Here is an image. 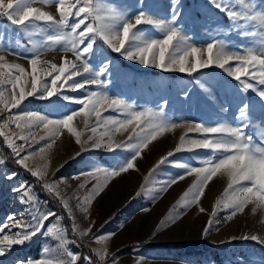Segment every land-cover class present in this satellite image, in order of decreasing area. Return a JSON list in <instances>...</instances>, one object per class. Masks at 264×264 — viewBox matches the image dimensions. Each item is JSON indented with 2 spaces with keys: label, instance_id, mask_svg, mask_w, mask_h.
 <instances>
[{
  "label": "rangeland",
  "instance_id": "1",
  "mask_svg": "<svg viewBox=\"0 0 264 264\" xmlns=\"http://www.w3.org/2000/svg\"><path fill=\"white\" fill-rule=\"evenodd\" d=\"M231 2L232 0H230ZM93 3L95 4L96 0H93ZM99 3L98 18L94 13L93 17H89L85 21L86 24H90L94 28L99 27L101 23H115L113 17L118 14L132 18L137 11L134 6L135 0H99ZM245 3H250V0H245ZM121 6H126L127 11L124 12ZM33 7L42 8L59 19L54 0L47 4L44 3V0H36ZM171 7L172 0H144L146 14L157 21L167 23ZM178 7L183 10L181 20L188 21L184 25L182 34L188 38L189 43L198 47H203L210 39L215 38L224 41L229 50L243 52L249 47L259 49L264 42V25H261L259 21H238L244 25V30L250 32L247 37L240 36L236 31L227 33L215 31L217 26L227 28L230 21L224 12L214 8L208 0H179ZM232 7L233 10L241 13L245 11V8L239 4V0H235ZM192 21H196V23ZM73 22V20L69 21L70 24ZM179 23L180 21H177V24ZM139 27L146 37H159L161 34V30L152 25ZM83 28L82 25L81 29L77 31H83ZM70 31V28L65 29L64 33L67 34ZM0 32H5L11 41V43L0 41V55H3L8 63L21 64L28 73L31 72V66L27 57L33 54V46L43 47L41 61L60 65L67 58L78 66L81 65V61L76 59L73 52L63 51L64 47L69 46L67 40L59 44L49 40L50 36L59 33L48 29L43 23L38 22L36 28L29 29L27 33H20L17 36L14 26L6 18L0 17ZM17 40L19 44H17ZM87 42L86 40L85 44ZM83 46L80 45L81 48ZM8 48H12V51H7ZM94 49H96L95 54L88 59L92 73L99 70L100 63L105 58L112 61L116 70L112 75L111 83L104 89L112 98L124 99L127 103L132 104L135 110L145 108L158 110L163 101L167 100L168 103L164 109L166 115L177 123H183L181 126L157 136L156 140L151 141L147 148L142 149L141 155L135 161L134 169L110 178L102 190L92 198L91 203L87 205V212L81 210L84 198L93 187L103 181L104 177L97 174L99 179L89 181L86 188L79 191L78 195V186L82 183L83 177L81 179L74 178L86 171L90 162L112 166L113 156L130 157L129 151L121 152L117 149L113 153L103 148L94 149L91 148V141L84 145L86 150H83L82 144L91 133L84 127L83 118L76 117L73 126L82 132L81 144L76 143L75 137L65 129L51 144V147L46 148L45 153L29 158L28 163L34 168L46 166L47 176L45 179L52 181L55 178L59 181L55 185V188L60 192V197L57 198L60 201L68 202L77 226L76 233L86 240L98 258L99 253L106 248L107 255L103 262L111 259L108 264H112L114 257L118 264H264V244L251 239H243L244 236H264V209H257L253 213L251 211L253 205L249 204L242 213L231 216L230 209L217 207L216 202L225 197V189L229 183L228 178L222 173H217L208 182L204 194L197 204L185 208V193H189V189L197 181V176L195 173L187 174L185 168L179 165L200 167L202 166L200 161L211 153L202 148L175 152L176 147L180 144L181 136L185 137V141L203 138L201 134L190 131L184 126L185 124L216 125L219 122H227L234 125L237 102L248 99L259 105V98L251 91L246 96H242L238 91L237 82L216 66L201 69L191 75L180 72H168L173 75H152L149 73L150 71L160 69L126 60L112 51L99 36L95 39ZM15 52H19L20 55H15ZM122 61L126 62L128 67L123 66ZM80 71L82 73L80 76H74L72 80L64 84L63 88H60L56 95L49 99L38 100L29 97L25 102L28 109L42 115H49L52 119L60 118L71 110H79L81 105L76 104L74 100L64 101L60 94L72 98H82L85 95L84 90H72L69 87L73 81H83L92 75V73H83L82 67ZM44 78L51 79V77ZM100 78L104 79V77ZM61 83L63 81L58 82V87ZM86 88L88 91L98 90L95 85L86 84ZM185 91L188 92L187 98L184 97ZM8 95L9 92L6 90L5 96ZM209 96L214 97V101H210ZM52 101L55 104L51 103ZM223 107H228V111L221 112L220 109ZM0 109H3V105H0ZM17 111L18 109H11L10 112L8 110L0 111V125L3 124L7 116L15 114ZM102 115L116 116L117 113L109 110L102 112ZM252 120L264 128V113H261L259 109L255 112ZM87 122L88 128L94 126L96 117L90 116ZM133 127L134 125H130L127 132L115 133L114 140L116 142H134L128 140V137L132 135ZM0 131L17 133L20 129L16 128L14 123H9L7 127H0ZM97 131H103V128H98ZM247 132L253 134L255 138V128L250 126ZM44 134L43 128L34 130L35 140H39V137ZM13 139L17 144L22 143L15 137ZM29 139L31 147L37 152L39 147L46 143L40 141L37 144L32 137ZM107 139L105 137V140ZM189 147L191 146L186 143L185 149ZM169 151L174 152L169 160L178 163L175 165L165 164L156 168L160 159L166 156ZM77 153L80 155L76 156ZM0 157L5 160V163L0 165V223H4L8 217H23L25 221H31L33 208L39 214L50 211L57 214L45 222L46 228L55 225L54 234L38 235L30 243L14 245L6 257H0V264H15L17 260L23 259L66 258L65 247L67 250L79 254L80 260L77 264H85L84 257L87 256H83L81 259V249L71 239L63 219H57L62 216L52 209L47 200L40 196L35 188L33 176L18 165H9L1 154ZM13 172L16 173L13 179H5L6 175ZM53 174L55 175L53 176ZM181 174L184 175L183 180L170 183L172 179ZM146 177L147 179H145ZM22 181L27 182V185L30 186L28 192L37 198L36 201L29 202L25 197V202H21L22 193L13 189ZM137 192H140L141 195L137 196ZM188 198H191V193ZM200 208L205 211L201 212ZM214 209L216 210L215 217L211 216ZM210 219L213 221V225L205 232ZM89 227L91 231H87ZM5 232L7 233L8 230L5 229ZM80 232L86 234L81 236ZM99 236L106 237V239L96 240L95 238ZM57 237H63L68 241L67 244L62 246L61 240ZM142 242L154 243V246L137 247L132 251L121 252L113 256L116 250L125 245ZM204 245H212L215 248H203ZM199 251L200 254H196Z\"/></svg>",
  "mask_w": 264,
  "mask_h": 264
},
{
  "label": "snow or ice",
  "instance_id": "2",
  "mask_svg": "<svg viewBox=\"0 0 264 264\" xmlns=\"http://www.w3.org/2000/svg\"><path fill=\"white\" fill-rule=\"evenodd\" d=\"M53 0H44V3H52ZM208 2L216 9L224 12L229 18L230 24L227 28L217 26L215 31L229 32L236 31L242 37L249 36L250 32L244 30V25L238 21H259L264 25V0H239V4L245 8V11L233 10L232 3L235 0H208ZM36 0H0V17L6 18L12 26L17 30V36L20 33H27L29 29L36 28L38 22L43 23L48 29L58 32L59 34L49 37L53 43L59 44L67 40V47L63 51H71L75 54L76 59L81 61L78 66L75 62L64 59L63 63L57 65L48 61H41L43 47L33 46V54L28 56L31 66V72L28 73L24 66L19 63H8L3 55H0V105L3 109L0 111L18 109L15 114L7 116L0 127H7L9 123H14L15 127L20 129L17 133H6L0 131V137L3 143L11 150L13 162L22 167L31 176L41 181V188L49 194L60 197V192L55 188L59 183L55 178L52 181L45 179L47 176L46 166L33 167L30 166L28 160L43 154L46 148H50L63 130L75 137L76 143L81 144L82 132L73 126L76 117H82L84 127L88 129L91 135L87 136L82 144L87 145L91 141V148L101 149L108 152L129 151V156L115 155L112 158V166L100 165L97 162H90L89 168L80 173L74 179H81L82 183L78 186V192L84 190L89 181L99 179L97 174L103 175L104 179L93 187L88 195L85 196L81 210L87 212V205L91 203L92 198L99 193L107 184L110 178L119 176L130 169L135 168V161L141 155V151L148 147V144L156 140L157 136L162 135L165 131H169L181 126V123L173 121L166 115L165 106L168 101H163L158 110L145 108L135 110L133 105L127 103L121 98H112L104 89L112 81V75L116 71L112 65V61L104 59L101 61L99 70L92 73V69L88 64L96 49L94 42L97 36L101 37L104 42L112 49L128 61L138 62L144 66H151L164 72H180L191 75L201 69L216 66L222 69L229 77L237 82L238 91L242 96H246L249 91L259 98V105L250 102L248 99H242L237 102V111L234 116L235 123L219 122L216 125H206L205 123L185 124L190 131H195L203 136L201 139H189L185 141V137H180V144L176 147L175 152L182 150L191 151L193 148H202L210 151V155L202 159L200 167H188L185 164L179 166L184 167L187 174L195 173L197 176L196 183L189 189V193H185L184 207L187 208L192 204H197L200 197L204 194V189L208 182L217 175L222 173L225 175L229 183L225 189V197L218 200L217 207L222 209H230V215L235 216L242 213L245 208L253 205L251 211L255 213L257 209H264V128L259 123H254L252 117L257 109L264 113V42L257 49L249 47L241 51L229 50L226 43L215 38L210 39L203 47L189 43L183 33L184 25L188 21L181 20L183 10L178 7L179 0H172V7L167 23L152 19L144 10V0H135L137 9L132 18H128L124 14H118L113 17L115 23H101L99 27L94 28L85 21L89 17H93L96 13L98 18V10L100 8L99 0L93 3V0H54L59 14V19L42 8L33 7ZM123 11H127L126 6H121ZM73 20V23H69ZM177 21H180L177 24ZM196 23V21H192ZM119 25L118 27L116 25ZM84 26L83 31H77ZM141 25H152L161 30L159 37L145 36ZM70 32L65 34L64 30L69 29ZM88 41L85 44V41ZM0 41H7L5 32H0ZM17 44L19 41L17 40ZM80 45H84L82 48ZM7 51L11 52L12 48ZM15 55H20L15 52ZM43 65V66H41ZM50 65V66H49ZM92 73L89 78L83 81H73L69 87L72 90H84L85 95L82 98H72L68 95L60 94L64 101L74 100V102L82 107L79 110H71L68 114L62 115L60 118L52 119L49 115H42L37 111L29 110L27 104L29 97L44 100L56 95L60 88L64 87L74 76H80L82 73ZM30 77V79H29ZM44 77H51L50 80ZM100 77H104L101 79ZM63 81L58 87V82ZM87 85L97 86V91H88ZM18 89V91H17ZM9 92L5 96V91ZM188 92L185 91L184 97L187 98ZM210 101H214V97L209 96ZM51 103L55 104L54 101ZM23 105V107H21ZM111 110L117 113L116 116H103L102 112ZM221 112H227L228 107L220 109ZM96 117L94 126L88 128V118ZM123 117V118H121ZM130 125L132 135L128 137L129 141L134 142H116L114 140L115 133L127 132ZM256 129L255 138L253 134H249V127ZM43 128L45 134L35 140L34 130ZM98 128L103 131L98 132ZM139 129V131H137ZM16 139L22 141L17 144ZM30 137L37 144L40 141L46 143L39 147L38 152L33 150L30 144ZM105 137L108 139L105 140ZM191 147L185 149V144ZM27 145V147H26ZM115 145V147H113ZM77 153L76 156H79ZM174 152L169 151L166 156L162 157L156 168L161 165L172 164L178 162L170 161ZM218 157V158H217ZM75 158V157H73ZM5 160L0 157V165ZM155 171V169H153ZM151 174V173H150ZM55 174H53L54 176ZM16 176L13 172L5 176V179L11 180ZM147 179V177L145 178ZM184 175H178L172 179L170 183H176L183 180ZM27 182L22 181L14 191L22 193L21 202H25L27 197L29 202L37 200L28 192ZM229 190H231L229 192ZM137 196L141 193L137 192ZM62 207L68 214L72 223V231H77V226L72 214V210L66 200H61ZM200 211H205L200 208ZM31 221H25L23 217H8L4 223H0V257H6L12 251L14 245H24L30 243L33 238L38 235L48 236L54 234V227H45V222L52 217L57 216L55 212H47L39 214L35 208L32 210ZM211 216H216L214 209ZM62 220V217H57ZM94 223V222H93ZM213 225V221H208L205 232ZM5 229L8 232H5ZM15 229V231H12ZM87 231H91V228ZM81 236L85 232L79 233ZM112 235V234H109ZM61 240V244L66 245L68 241L63 237H57ZM96 240L106 239L99 236ZM243 239H251L264 244V236L257 235L244 236ZM107 255L105 248L99 253V260L104 261ZM65 257L62 259L41 258L39 260L23 259L17 260L15 264H77L80 260L79 254H75L65 247ZM85 264H91L89 257H84ZM112 264H118L114 257Z\"/></svg>",
  "mask_w": 264,
  "mask_h": 264
},
{
  "label": "trees",
  "instance_id": "3",
  "mask_svg": "<svg viewBox=\"0 0 264 264\" xmlns=\"http://www.w3.org/2000/svg\"><path fill=\"white\" fill-rule=\"evenodd\" d=\"M122 64L123 66L128 67V64L126 62L122 61ZM149 73L152 75H160V74L173 75L172 73L164 72L162 70H153V71H150ZM0 154L7 160L9 165H12V166L17 165L16 163L13 162L11 150L6 146L5 143H3L2 137H0ZM32 178H34L35 188L39 192L40 196L44 198L45 200H47V202L52 207V209L57 211L63 217V221L68 228V232H69L71 239L79 247V249H81V253H82L81 259L83 256H87L91 259L92 264H108L111 259L107 260L106 262H101L98 256L92 250V248L87 244L86 240L81 238L76 232L74 233L72 231V220L69 219L67 212L62 207L61 201L55 195H51L46 190L42 189L41 182L37 178L35 177H32ZM145 246H154V243L142 242V243H133V244L125 245L119 248L118 250H116L113 253V256L121 252L132 251L137 247H145ZM203 248H215V247L212 245H204ZM196 254H200V251L197 252Z\"/></svg>",
  "mask_w": 264,
  "mask_h": 264
}]
</instances>
